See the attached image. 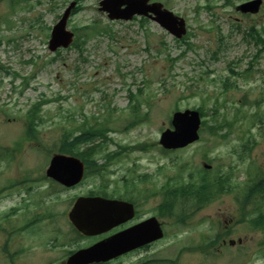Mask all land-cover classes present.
Instances as JSON below:
<instances>
[{"label": "rangeland", "instance_id": "374dc122", "mask_svg": "<svg viewBox=\"0 0 264 264\" xmlns=\"http://www.w3.org/2000/svg\"><path fill=\"white\" fill-rule=\"evenodd\" d=\"M102 1L0 0V190L31 180L0 197V264H64L67 252L91 244L77 239L67 215L73 199L88 195L102 179L90 177L68 190H54L43 180L66 133L80 136L86 122L113 130L114 142L105 151L121 156L109 160L104 187L109 197L132 196L140 220L157 216L162 197L154 194L164 184L199 179L206 165L212 167L209 177L230 179L234 186L264 173V139L260 124L252 125L259 123L255 113H264V50L246 39L252 26L263 31L264 4L257 15H243L237 7L251 0H151L185 18L188 33L177 40L149 19L110 21L99 10ZM72 2L82 10L71 17L70 31L99 23L110 32L92 35L82 51L71 46L51 52L52 29ZM249 68L251 74L242 75ZM36 105L38 133L30 139ZM200 108L209 127H228L216 135L202 131L200 141L185 149L163 150L159 141L172 129L173 114ZM249 139L256 142L251 150L244 148ZM98 152L103 166V150ZM126 178L142 192H126ZM158 219L165 241L111 264H139L143 258L264 264V233L240 223L233 194L197 211L185 228L172 218ZM220 232V244L199 250Z\"/></svg>", "mask_w": 264, "mask_h": 264}, {"label": "water", "instance_id": "95a60500", "mask_svg": "<svg viewBox=\"0 0 264 264\" xmlns=\"http://www.w3.org/2000/svg\"><path fill=\"white\" fill-rule=\"evenodd\" d=\"M150 0H104L100 11L108 14L110 20H132L135 16L152 19L178 39L187 34L186 21L165 9L162 4H149ZM72 3L61 21L54 27L49 48H69L74 34L68 31V20L76 7ZM263 0H252L240 5L237 10L243 14H258ZM201 116L199 112L187 110L174 115L173 130L163 133L160 144L166 150L184 149L200 139ZM83 164L76 158L56 156L47 171L48 177L66 187H73L83 178ZM134 208L127 203L105 201L101 198H79L69 214L75 228L85 236L107 232L134 218ZM163 238V231L156 219H150L112 239L89 249L73 254L66 264H97L115 259L125 253Z\"/></svg>", "mask_w": 264, "mask_h": 264}, {"label": "trees", "instance_id": "16d2710c", "mask_svg": "<svg viewBox=\"0 0 264 264\" xmlns=\"http://www.w3.org/2000/svg\"><path fill=\"white\" fill-rule=\"evenodd\" d=\"M81 10H82L81 7H78L75 10L74 14L76 15ZM74 31L76 33V40L73 44V48H77L80 51L83 50L84 45L90 38H92V35L110 32L108 28L103 27L99 23H94L92 25L85 26L83 28L81 27L75 28ZM263 35H264V29L261 32L257 30L255 26H252L247 32L246 39L249 40L248 43L251 44L253 43L256 47L261 46L263 47L262 50H264ZM262 50H260V52H262ZM253 63L254 62L250 63L251 67L253 66ZM249 74H251V68L247 69L245 72L242 73V75H246V76L247 75L249 76ZM223 83L226 87L229 86V80ZM198 111L201 113L202 117L206 116L203 108L198 109ZM38 112H39V105L34 106V108L30 110L31 120H30V127L27 131V135L30 138H34L37 135V125H36L37 123L34 120L38 115ZM252 118L258 119L259 123L255 122L252 125L257 126L260 124L259 126L260 136L264 139V113L261 114L260 111H257ZM223 121L227 123V121L225 120ZM232 125L233 124L231 123V126ZM84 126L85 127L82 129L81 135L75 138H71L70 136L71 133L69 134L66 133V135L63 138V142L61 143V148L58 150V152L62 154H68V155L80 157L87 164V166H89L88 164L89 160L87 161V158L91 160L92 154L96 153L97 149L106 148L107 142L111 141L108 137L109 135L108 133L111 131V129L106 127L105 125H101L100 127H94L90 125L88 122H86ZM223 126L228 127L227 124H224L221 126H213L214 128H212L209 127L208 122L204 121L203 123L204 129L209 131V133H211L212 135H216L219 132L220 128H222ZM249 131H251V129H249ZM99 141H101L100 144L96 145V143ZM90 145L92 147L87 148V146ZM255 145L256 142L249 139L246 141L244 148L251 150ZM67 146H69L68 150L66 149ZM80 146H84L87 149L82 150L81 148H79ZM97 146H99L100 148ZM124 150H127V148H124ZM85 153L91 156H86ZM118 155L119 154H112L108 157L109 159H113ZM212 177L213 176L209 177V172L203 170V173L199 174V179H195L192 176H190L188 181L184 180L181 181L180 183L177 182L173 184L171 183L168 184L167 188L169 190L170 196L166 197L162 205L158 208L160 211L158 212L159 215L161 217L166 216V212L168 210L169 213L172 214V218L176 217L178 224H185L188 218H191L190 215H188L187 213V207L200 210L203 208V206L207 205L208 203H211V201H213L216 198L222 197L223 195L233 194V196L238 202L239 209L241 212L240 223L247 222L253 227L254 230L262 231L264 233V173L259 172L255 176H250V178L247 179V181L238 183L235 186L233 185L232 181L230 184L229 181L230 179L225 180L223 177H215V178ZM30 181H31L30 178H26L21 184L16 183L15 185L12 183L7 188H2V190H0V197L7 190H14L17 187L24 186ZM228 182L229 184H227ZM179 203H181V205L178 208ZM177 208L179 213H181L180 215L183 218H180L176 213H174ZM15 212L16 209L11 210L6 214V217H10L11 213H15ZM24 230H28V227H25ZM222 238L223 235L219 234V236L216 239H214L209 246L206 245L201 246L199 250L207 251L210 247L215 246L218 242H220ZM139 264H154V261L150 263H147V261H145V263L141 261L139 262Z\"/></svg>", "mask_w": 264, "mask_h": 264}, {"label": "flooded vegetation", "instance_id": "af4514ba", "mask_svg": "<svg viewBox=\"0 0 264 264\" xmlns=\"http://www.w3.org/2000/svg\"><path fill=\"white\" fill-rule=\"evenodd\" d=\"M130 226H131L130 224L124 225V226H122L120 229H118L115 233H118V232H120V231H123V230L129 228ZM109 236H110V235L105 236V237H103L102 239H105V238H107V237H109Z\"/></svg>", "mask_w": 264, "mask_h": 264}]
</instances>
